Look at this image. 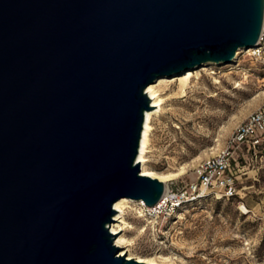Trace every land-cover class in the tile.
Returning <instances> with one entry per match:
<instances>
[{
	"label": "water",
	"instance_id": "95a60500",
	"mask_svg": "<svg viewBox=\"0 0 264 264\" xmlns=\"http://www.w3.org/2000/svg\"><path fill=\"white\" fill-rule=\"evenodd\" d=\"M263 27L264 0H0V264H145L109 229L165 193L137 162L145 90Z\"/></svg>",
	"mask_w": 264,
	"mask_h": 264
},
{
	"label": "rangeland",
	"instance_id": "374dc122",
	"mask_svg": "<svg viewBox=\"0 0 264 264\" xmlns=\"http://www.w3.org/2000/svg\"><path fill=\"white\" fill-rule=\"evenodd\" d=\"M259 48L241 52L236 64L189 69L195 77L184 93L179 81L158 86L146 168L159 175L182 171L169 190L189 193L157 213L135 203L116 212L109 226L120 232L114 242L127 239L132 256L158 264H264V144L255 154L235 151L233 196L190 191L198 165L227 148L236 129L264 107V36ZM121 217L125 225L118 227Z\"/></svg>",
	"mask_w": 264,
	"mask_h": 264
},
{
	"label": "built area",
	"instance_id": "2783aa9c",
	"mask_svg": "<svg viewBox=\"0 0 264 264\" xmlns=\"http://www.w3.org/2000/svg\"><path fill=\"white\" fill-rule=\"evenodd\" d=\"M263 36L261 37L262 40ZM260 40V42H261ZM264 144V107L252 113L248 119L235 131L227 148L217 156L208 158L196 168L197 183L191 186V193L211 191L216 194L219 189L224 197H231L235 194V177L231 171L233 155L237 149L246 148L248 152L256 151ZM189 192L176 195L169 190V199L162 200L156 205L152 212H160L169 204L178 205Z\"/></svg>",
	"mask_w": 264,
	"mask_h": 264
},
{
	"label": "bare ground",
	"instance_id": "6f19581e",
	"mask_svg": "<svg viewBox=\"0 0 264 264\" xmlns=\"http://www.w3.org/2000/svg\"><path fill=\"white\" fill-rule=\"evenodd\" d=\"M262 36H264V27H263V33ZM259 46L257 47H252V48H246V49H240L237 54H236V59L232 64H236L239 61V57L241 52H243L245 55L249 56V55H254L259 53ZM208 65H212V64H208ZM215 65V64H213ZM220 65H224V64H216V66H220ZM207 66V64L203 65L202 69L203 71H206L207 68L205 67ZM212 74H215L214 72ZM195 77V74L192 70H186L183 71L180 74L171 76V77H160L157 79V81L154 84L149 85L145 92L147 93L148 97L151 100V107H157L160 105L161 103V99L159 97V90H158V86L166 83V82H173V81H179V89L181 92H185L186 87L189 83V81ZM196 77H198V75L196 74ZM215 83H219V80H215ZM237 86H239V83L237 84ZM157 112H154V114ZM153 116V111H147L145 114V121H144V125H143V131H142V137H141V141H140V148H139V154L137 157V162H139L140 164V168H141V175L144 176H149L151 178H155L157 180H159L160 182L164 183L165 185V193L163 196V200L165 202V200L169 199L168 193H169V186L168 184L174 180H176L179 176H181L183 174L182 171L178 172V173H168V174H163V175H159L153 171H150L146 168V154L149 151V146H150V135H151V131H152V126H151V119ZM130 203H135L137 205H143L147 210H149L150 212H152L154 209L153 208H148L145 206L144 202L142 201H135V200H131L128 198H122L120 200H118L113 208L116 210L117 213L119 212H123L124 209L128 206V204ZM246 209V208H245ZM122 216V215H121ZM120 218V217H119ZM122 219V217H121ZM122 222L123 219H122ZM124 224H119L118 227H122ZM110 229V227H109ZM117 228L112 226L110 232L112 234H116ZM115 245L120 248L119 251V256H123L125 254L124 257H127L128 259H136L138 262H143L145 264H158L155 260L150 259V258H142V257H134L130 254V249L129 246L131 245L129 243V241L127 239H125L124 237H120L116 242H114ZM127 251V252H126Z\"/></svg>",
	"mask_w": 264,
	"mask_h": 264
},
{
	"label": "trees",
	"instance_id": "16d2710c",
	"mask_svg": "<svg viewBox=\"0 0 264 264\" xmlns=\"http://www.w3.org/2000/svg\"><path fill=\"white\" fill-rule=\"evenodd\" d=\"M243 149H246V148H243Z\"/></svg>",
	"mask_w": 264,
	"mask_h": 264
}]
</instances>
